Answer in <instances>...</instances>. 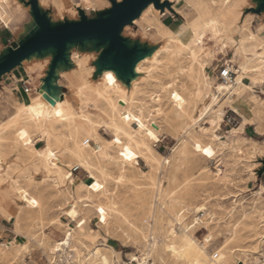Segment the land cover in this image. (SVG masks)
I'll return each mask as SVG.
<instances>
[{
    "label": "rangeland",
    "instance_id": "1",
    "mask_svg": "<svg viewBox=\"0 0 264 264\" xmlns=\"http://www.w3.org/2000/svg\"><path fill=\"white\" fill-rule=\"evenodd\" d=\"M12 1L8 11L14 13L15 23L26 17V12ZM52 1L40 0V6L55 9L56 13L51 17L53 23L76 21L69 12L59 14ZM71 1L68 0L71 5L84 3V0L74 4ZM108 1L87 0L94 8L84 10L88 18L104 15L111 7V1ZM117 1L123 3L125 0ZM167 1L171 8L179 2ZM203 1L211 16L220 14L223 0ZM196 2L190 0L191 4ZM257 3L258 0H250L245 8H237V21L244 22L245 19L244 23L254 34L264 37V12H247L256 9ZM183 10L187 14L191 12L188 7ZM152 13L165 15V10L154 7L147 17H152ZM144 20L140 17L127 25L122 30V37L154 50L161 48L162 43L152 44L143 38ZM182 20L184 18L180 16L177 22ZM212 33L206 34L204 50L197 49L195 60L188 47L170 44L156 61L142 60L144 72L136 73L129 83L116 76L117 84H136L129 89L108 91L110 100L101 93L105 89L102 83L105 73L97 69L95 63L90 65L94 69L88 73L97 87L96 93L89 88L83 89L86 85L82 82L71 84L61 75L59 85L65 84L67 93L58 91L62 97L53 100L49 113V118L54 121H46L43 128L29 124L42 114L43 106L39 101L44 91L57 93L47 80L53 55L37 56L25 66L27 69L36 66L43 71L42 77L28 76L26 79V87L31 88L28 98L21 95L23 90L15 83L16 90L12 91L13 86L6 77L0 81L4 87L0 90V264H80L79 260L83 261L94 246L91 241L118 252L115 264H172L170 239L184 227L217 261L222 258L226 264H264V85L258 81L264 71L254 69L252 72L250 68L258 64L252 61L243 73L240 68L254 57V49L247 46L242 52L238 44H232L224 34ZM235 38L240 39L239 36ZM91 42L99 50H93L90 44L84 49L73 46L70 54L95 51L101 65L112 60L123 75L128 63L149 53L147 49L133 51L129 60L118 50L106 56L110 43L105 38H95ZM0 45L4 48V44L0 42ZM68 58L72 65L70 56ZM192 62L195 65L191 74L187 67ZM226 62L231 63V69L237 74L235 82L240 74H244L249 87L242 96L248 92L252 94L247 101L248 108L241 100L242 96L238 101L234 100L237 86L229 93L214 89L217 84L228 85L218 78V69ZM79 88L81 93H77ZM62 99L66 103L62 104V111H58L57 100ZM28 102H31L33 119L19 112ZM248 113L254 115L252 127L262 135H256L254 131L244 133L245 126L251 123L244 122ZM66 117L67 120L59 121ZM124 118L126 123L121 121ZM117 123L124 124L128 132L132 131V126L145 133L129 148L128 137ZM47 146L59 159L56 161L59 168L55 167L51 173L38 158ZM74 169L77 170L74 172ZM81 178L89 184L79 183ZM153 240L160 243V261L146 256ZM59 243L63 250L52 251ZM104 253L109 260L110 253L106 250ZM95 262L90 259L82 264Z\"/></svg>",
    "mask_w": 264,
    "mask_h": 264
},
{
    "label": "bare ground",
    "instance_id": "2",
    "mask_svg": "<svg viewBox=\"0 0 264 264\" xmlns=\"http://www.w3.org/2000/svg\"><path fill=\"white\" fill-rule=\"evenodd\" d=\"M54 1V5L55 8L57 9L58 13L63 15L65 12H69L71 15V18L73 20H80L81 18V11H84L86 9L89 10H93L94 8H92V4L88 3L87 0H84L83 4H76V5H71L69 4L68 0H53ZM52 1V2H53ZM82 1V0H81ZM97 1V0H96ZM111 1V7L110 9L106 10L107 12H110L113 9V2L112 1H116L117 0H109ZM108 1V2H109ZM162 2V0H160ZM167 0L163 1L166 2ZM250 0H223V8L220 12L219 15L211 16V12L209 10L208 5H206V3L203 0H197L196 3L191 4L190 0H179V2L177 3V5H175L174 7L171 8V4L169 3V1H167L169 3L168 6H166L164 9L165 10V14H176V15H180L184 18V20H182L183 22H178L177 26H168L167 24H165L161 17L165 16V15H155L153 14L152 17L148 18L147 17V13H149L153 8H154V4L153 6L151 4H149L147 6V9L144 12V14L141 17V19L145 18V24L146 27L144 28V33H143V38L145 39L146 37H148L150 40L155 41L157 43H162V47L159 49H153L147 45L142 46L140 43H132L130 40H125V45L127 47V49H132L134 46L139 47L140 49H144L145 47H147L149 53H145V55L139 57V59L137 61L134 62L132 68H131V73L129 74L128 78H124V77H120L117 72L116 69L113 65H111L110 63L106 64L103 68L102 71L104 70V81L103 83V87H105V89H102V92L104 97L107 100H110V92L108 91H113L114 89H129L130 87H133L136 83L132 82L129 85H120L117 84L115 81V77L118 76L122 81H125L126 83H129L131 81V79L133 77H135L136 73H140V72H144V70H142V60H147L148 62H154L156 61L159 57H157L159 54L161 55L162 50H168V47L170 44H176V46H184V47H188L189 48V52H190V56L195 60L196 59V51L197 49L202 50L204 47V38L206 36V34L208 32H214V34H224L227 38H230L232 40V44L237 43L239 46L240 51H245L247 46H250V48H253V54L254 57L250 58L247 60L246 64L241 66V71L243 73H245V71L247 70V65L249 62L252 61H257L258 64L257 66H253L250 68V70L253 72L254 69L261 71H264V37L261 36L262 34H260V36L256 35V33L254 34L247 23L245 22H240L237 21V8H245ZM256 1V0H255ZM11 0H0V21H2L6 26L9 27V25L13 22V18H14V13L12 11H8L9 8V4H10ZM83 2V1H82ZM119 3V2H118ZM220 3V4H221ZM216 5V3H214ZM219 4V5H220ZM258 7L256 9L252 8L250 10H248L247 12H252L254 14L258 13L260 11V14H262V12H264V0H258ZM184 7H188L191 12L190 13H185V11L183 10ZM28 8V7H27ZM156 8V7H155ZM217 8V7H216ZM158 10H162L159 8H156ZM245 10V9H244ZM86 14V12H85ZM18 16V15H17ZM79 16V18H78ZM139 17V18H140ZM137 18V19H139ZM135 19L133 21V23L137 20ZM241 19V18H240ZM242 20V19H241ZM8 21V23H7ZM52 22V20H51ZM67 22H74V21H67ZM247 22V21H246ZM251 22V21H250ZM53 23V22H52ZM56 24V23H53ZM250 24V23H249ZM264 26V25H263ZM126 29V28H124ZM213 34V33H212ZM211 34V35H212ZM215 35V36H216ZM122 36V33H121ZM214 36V37H215ZM235 36H239L240 39L235 38ZM208 37V35H207ZM220 37V36H219ZM149 41V40H148ZM259 42V45H257V43ZM231 43V42H230ZM88 44L91 45V47L93 48V50H99L97 49V46H95L93 43L91 42H85L83 44H77L76 46L74 45V47L79 46L80 48L84 49L85 47L88 46ZM70 45V43L68 44ZM5 46V45H4ZM90 47V46H89ZM172 47V46H170ZM8 47L5 46L4 48L0 45V55L6 54ZM258 49V50H257ZM89 50V49H88ZM154 50V51H153ZM204 50V49H203ZM176 51V50H175ZM169 52V51H168ZM186 52V51H185ZM251 52V51H250ZM41 53H44L43 56L40 55V53H35L33 55H31L30 57H28L26 60L23 61L22 64H24L25 66H27V64L31 63V60L35 59L37 56L43 58L44 55H49L52 54V61L51 64L53 62V58L55 56L56 53V49L54 47H49L44 49ZM152 56L150 57L149 55ZM163 53V52H162ZM166 54V53H164ZM183 54V53H182ZM175 55V54H174ZM70 59L72 60V65H67L66 63L61 62V64L58 66V68L55 71V74L57 75V77H60L61 75H63L64 77H66L67 79L70 80L71 84L75 85L78 84L79 82H82L83 84L86 85V87H84L83 89L89 88L90 90H92L93 92H98L97 87L94 86L92 84L93 80H91L89 77V71L88 70H93L94 67L90 66L92 63H96L99 61V56H97V53L94 52H84L81 54H70ZM166 56V55H165ZM188 56V55H187ZM201 56V55H200ZM98 57V58H97ZM164 57V56H163ZM171 58V57H170ZM98 59V60H97ZM187 59V58H186ZM97 60V61H96ZM169 60V59H168ZM192 60V59H191ZM193 60V61H194ZM96 61V62H95ZM171 61V60H170ZM179 61V60H178ZM185 61V60H184ZM71 62V61H70ZM176 62V61H175ZM211 62V61H210ZM189 63V62H188ZM198 63V62H197ZM35 64V63H34ZM50 64V66H51ZM178 64V63H177ZM171 65V64H170ZM194 65L195 62H192L191 65H188L187 67V71L189 73L192 74L193 70H194ZM252 65V64H251ZM40 66V65H39ZM73 66V68H71ZM167 66V65H166ZM187 66V65H186ZM185 66V67H186ZM250 66V65H249ZM200 67V65H199ZM205 67V66H204ZM97 68V65H96ZM167 68V67H166ZM203 68V67H202ZM27 69V68H26ZM50 69V67H49ZM156 69V68H155ZM164 69V68H163ZM176 69V68H174ZM170 70V69H169ZM249 70V69H248ZM255 70V71H256ZM28 76L30 78L34 77H42L43 75V71L40 70V68L36 67V66H28ZM101 71V72H102ZM149 72V71H148ZM184 72V71H183ZM187 72V73H188ZM262 72V71H261ZM147 73V72H146ZM185 73V72H184ZM241 73V72H240ZM240 74L237 78V82H234L231 85H223V84H217L215 86L214 89L219 90V91H227L228 93L231 92L232 88L237 86V95L236 97H238V99H240V97L242 96V94L248 90V83H246L244 81V74ZM148 74V73H147ZM169 74V73H168ZM264 74V73H262ZM194 75V74H193ZM203 76V75H202ZM109 77H111V81L109 80ZM248 78V77H247ZM44 79V78H43ZM189 79V78H188ZM191 80V79H190ZM206 81V80H205ZM259 83L263 84L264 83V75L258 78ZM193 82V81H192ZM195 83V82H194ZM196 84V83H195ZM194 84V85H195ZM100 86V85H99ZM204 86V85H203ZM107 88V89H106ZM213 88V87H212ZM136 89V88H135ZM184 90V89H183ZM199 90V89H198ZM82 89L79 88L77 93H81ZM91 91V92H92ZM44 96H41V100L39 101V104L42 107L41 111L42 114L39 118H35V120H33L32 123L29 124V126H36L39 128H43L46 124V121H54L51 120L49 118V113L51 112V104H53L52 100L48 99L45 95L49 94V96H52L53 100L56 101V99H60L62 96H60L59 92L57 93L58 95H54L49 93L48 91H44ZM92 92V93H93ZM117 92V91H116ZM25 93L22 94L23 96H25L26 98H28L30 95L29 93L26 95H24ZM131 94V93H130ZM218 96V95H217ZM258 96V95H257ZM45 97V98H43ZM99 97V96H98ZM133 97V96H132ZM216 97V96H215ZM120 98V97H119ZM256 98V97H255ZM117 99V98H116ZM14 100V99H13ZM98 100V99H97ZM105 100V99H104ZM122 100V99H121ZM199 100V99H198ZM249 100V99H248ZM258 100V99H257ZM260 100V98H259ZM216 101V99H215ZM219 101V100H218ZM264 101V100H263ZM108 102V101H107ZM111 102V101H110ZM203 102V101H202ZM58 105V111H62L63 109V105H65L66 101L64 99H62V101H58L57 100ZM104 103V102H103ZM124 103V101H123ZM217 103V101H216ZM215 103V104H216ZM109 104V103H108ZM111 104V103H110ZM184 104V103H183ZM194 105V103H193ZM248 105V104H247ZM257 105V102H256ZM255 105V106H256ZM183 106V105H182ZM188 106V105H187ZM249 106V105H248ZM247 106V108H248ZM105 107V106H104ZM110 107V106H108ZM213 107V106H212ZM211 107V110L213 109ZM114 108V107H113ZM255 108V107H254ZM196 109V107H195ZM261 109V108H260ZM108 110V109H107ZM197 111V110H196ZM195 111V112H196ZM213 111V110H212ZM18 112V111H17ZM19 112L22 116H27L28 119H33L32 118V109H31V102H28V104H26L24 106L23 109H19ZM74 112V111H72ZM113 112V111H112ZM124 112V111H123ZM185 112V111H184ZM194 112V111H192ZM198 112V111H197ZM211 112V111H210ZM262 112V111H261ZM260 112V113H261ZM118 113V112H117ZM186 113V112H185ZM19 114V115H20ZM200 114V113H199ZM207 114V113H206ZM264 114V113H263ZM187 115V114H186ZM202 115V114H201ZM257 115V114H256ZM113 116V115H112ZM212 116V115H211ZM131 117V116H130ZM210 117V116H209ZM213 117V116H212ZM254 117V115H253ZM251 116L250 113H248V117H246L244 119V122H253L254 119ZM114 118V117H113ZM175 118V117H174ZM179 118V117H178ZM182 118V117H180ZM192 118V117H191ZM190 118V119H191ZM69 119V118H68ZM133 119V117H132ZM189 119V117H188ZM204 119V118H203ZM258 119V118H257ZM256 119V120H257ZM23 120V119H22ZM67 120L66 118H62V120L59 121H65ZM120 120V119H119ZM128 120V119H127ZM180 121V119H178ZM185 120V119H184ZM210 120V119H209ZM213 120V119H212ZM215 120V119H214ZM259 120V119H258ZM264 120V119H263ZM21 121V119H20ZM124 123H126V119L124 118L123 120ZM17 122V121H16ZM190 122V121H189ZM260 122V121H259ZM54 123V122H53ZM74 123V122H73ZM171 123V122H170ZM187 123V122H186ZM217 123V122H215ZM262 123V122H261ZM16 126H18V123H15ZM23 124V123H21ZM64 124V123H63ZM172 124V123H171ZM181 124V123H180ZM190 124V123H189ZM214 124V123H213ZM258 124V123H257ZM20 125V124H19ZM65 125V124H64ZM127 125V124H126ZM153 127H155L156 125H154V123H152ZM174 125V124H172ZM218 125V124H217ZM116 126V125H115ZM117 126L120 130H122V132L128 137V143L127 146H129V148H131L134 145V141H137V139H140L142 134L145 132H142L138 129H135L134 127L130 126V128L132 129V131L128 132V130L126 129L124 124H120L117 123ZM185 126V125H184ZM194 126V125H193ZM193 126L190 128L192 130ZM199 126V124H198ZM171 127V125H170ZM180 127V126H179ZM178 127V128H179ZM219 127V126H218ZM258 127V126H257ZM23 128V127H22ZM175 128H177L175 126ZM172 129V128H171ZM189 129V128H188ZM258 129V128H257ZM264 129V128H263ZM1 130V129H0ZM3 130V129H2ZM70 130V129H69ZM179 130V129H178ZM195 130V128H194ZM241 131V130H240ZM174 132V131H173ZM236 132V131H235ZM190 133V132H189ZM193 133V132H192ZM262 133V132H260ZM207 134V133H206ZM183 135V133H182ZM187 135V134H186ZM191 135V134H190ZM212 135V134H211ZM97 136V135H96ZM178 136V135H176ZM195 136V135H194ZM208 136V135H207ZM51 137V136H50ZM197 137V136H195ZM205 137V136H204ZM215 137H218V135H215ZM49 138V136H48ZM97 138V137H96ZM186 138V137H185ZM43 139V138H42ZM183 139V138H182ZM189 139V137H188ZM194 139V138H193ZM205 139V138H204ZM142 140V139H141ZM140 140V141H141ZM187 140V139H186ZM203 140V139H202ZM146 141V140H145ZM182 141V140H181ZM193 141V140H192ZM207 141V140H206ZM219 141V140H218ZM46 142V141H45ZM142 142V141H141ZM188 142V141H186ZM195 143V142H194ZM256 143V142H255ZM32 144V143H31ZM47 144V143H46ZM121 144V143H120ZM143 144V143H142ZM179 144V143H178ZM199 144V143H198ZM84 145V144H83ZM88 144H85V146ZM180 145V144H179ZM29 146V144H28ZM32 146V145H31ZM143 146H145L143 144ZM142 146V147H143ZM15 147V146H13ZM26 147V146H25ZM137 147V146H136ZM182 147V146H181ZM191 147V146H189ZM203 147V145H202ZM98 148V147H97ZM112 148V147H111ZM210 148V147H209ZM20 149V147H19ZM55 149V148H54ZM76 149V148H75ZM78 149V148H77ZM88 149V148H87ZM146 149V148H145ZM182 149V148H181ZM185 149V148H184ZM254 149V148H253ZM74 150V149H73ZM102 150V149H101ZM106 150V149H105ZM144 150V148H143ZM148 150V149H147ZM204 150V149H203ZM252 150V149H251ZM263 150V149H262ZM103 151V150H102ZM173 151H177V150H173ZM181 151V150H180ZM201 151V150H200ZM214 151V150H213ZM257 151V150H256ZM77 152V151H76ZM81 152V151H80ZM78 150V153H80ZM106 152V151H105ZM104 152V153H105ZM179 151H177L176 153H178ZM187 152V151H186ZM202 152V151H201ZM255 152V151H254ZM92 153V152H91ZM95 153V152H94ZM175 153V152H174ZM82 154V153H81ZM90 154V152H89ZM106 154V153H105ZM149 154L151 155V153L149 152ZM250 154V153H249ZM72 155V153H71ZM84 155V154H83ZM87 155V154H86ZM177 155V154H176ZM157 156H159L157 154ZM178 156V155H177ZM212 156V155H211ZM258 156V155H257ZM261 156V155H260ZM37 157V156H36ZM109 157V156H108ZM107 157V158H108ZM182 157V156H181ZM38 158L42 159L46 168H47V172L51 173L55 167L59 168L58 164L56 163L59 162V159L56 155V153H54V151H52L50 149V147L47 146L46 151L43 153H39L38 154ZM89 158V157H88ZM154 158V157H152ZM77 159V158H76ZM95 159V158H94ZM89 160V159H88ZM154 160V159H153ZM163 161V160H162ZM83 162V161H82ZM93 162V161H92ZM155 162V161H154ZM158 162V161H157ZM164 162V161H163ZM169 162V161H168ZM60 164V163H59ZM91 164V163H90ZM113 164V163H112ZM118 164V163H117ZM120 164V163H119ZM80 165V164H79ZM87 165V164H86ZM93 165V164H92ZM158 165V164H157ZM162 165V163H161ZM160 165V166H161ZM156 166V165H155ZM159 166V165H158ZM164 167V165H163ZM166 167V166H165ZM88 168V167H87ZM169 168V167H168ZM89 169V168H88ZM160 169V168H159ZM58 170V169H56ZM162 170V169H161ZM160 170V171H161ZM93 171V170H92ZM222 171V170H221ZM170 173V171H169ZM219 173V172H218ZM65 176V174H63ZM154 175V174H153ZM222 175V174H221ZM63 176V177H64ZM219 176V175H218ZM91 178V177H90ZM94 178V177H93ZM67 179V178H66ZM155 179V178H154ZM65 180V179H64ZM17 182V181H16ZM62 185V184H61ZM17 186V185H16ZM22 190V189H21ZM24 192V191H23ZM183 194V193H182ZM260 194V193H259ZM185 197V196H183ZM187 197V196H186ZM185 197V198H186ZM191 197V196H190ZM29 198V197H28ZM113 202V201H112ZM74 203V202H73ZM112 205V203H111ZM112 209V208H111ZM72 210V208L70 209ZM155 215V214H154ZM177 216V215H176ZM204 216V215H203ZM175 217V216H174ZM171 223V222H169ZM201 224V223H200ZM149 225V224H148ZM178 225V224H177ZM152 226V225H151ZM176 226V225H175ZM185 226V225H184ZM160 227V226H158ZM195 228V226H194ZM153 229V228H151ZM160 229V228H159ZM200 229V228H199ZM158 230V229H157ZM163 230V229H162ZM165 230V229H164ZM194 230V229H193ZM134 231V230H133ZM132 231V232H133ZM154 231V230H153ZM167 231V230H166ZM147 232V231H146ZM144 232V233H146ZM155 232V231H154ZM160 232V231H158ZM148 233V232H147ZM162 233V232H161ZM175 233V232H173ZM155 234V233H154ZM160 234V233H159ZM71 235V234H70ZM84 235V234H83ZM167 235V234H166ZM93 236V235H92ZM163 236V235H162ZM160 237V236H159ZM170 237V236H169ZM90 238V237H89ZM163 238V237H162ZM196 238V237H195ZM192 232L190 233L186 227H184V229H182L181 231H179L178 233L174 234L171 239H170V243L172 245L173 248V253L171 255V259L173 260L171 263L172 264H226L222 261V258L218 259L219 261L211 258L208 254L206 249L202 246V244H199V242H197V240H195ZM83 239V238H82ZM85 239V238H84ZM94 239V238H93ZM165 239V238H164ZM167 239V238H166ZM88 240V239H87ZM91 240V239H90ZM97 240V239H95ZM147 241V240H146ZM98 242V241H97ZM57 243V242H56ZM93 248L88 252L87 255L84 256L83 261L80 259L79 262L80 264L85 263V261H88L90 259H95V264H115L114 263V258L115 256H117L119 253L114 251L113 248L111 247H106V246H102V245H96L94 242H92ZM3 244V243H2ZM152 248L151 250L146 254V256L148 258H152L155 261H160V243L153 240L152 241ZM21 245V244H20ZM28 245V243H27ZM6 247H8L5 244ZM25 246V245H24ZM3 247V246H2ZM19 247V246H18ZM17 247V248H18ZM29 247V245H28ZM4 248V247H3ZM9 248V247H8ZM14 249V248H13ZM24 249V248H23ZM28 249V248H27ZM63 250L61 243L55 245V247H52V251L56 252V250ZM169 248H167L168 250ZM9 250V249H8ZM12 250V249H11ZM106 251H108L111 255V258L108 260L106 257V254L104 253ZM146 250V249H145ZM162 250V249H161ZM25 251V250H24ZM164 251V248H163ZM169 251V250H168ZM1 253V252H0ZM12 253V252H11ZM21 253V251H20ZM164 253H167L164 251ZM209 253V252H208ZM3 254V253H2ZM5 254V253H4ZM19 255V254H18ZM108 255V254H107ZM166 255V254H165ZM168 255V254H167ZM5 256V255H4ZM16 256V255H15ZM214 257V256H213ZM12 258V257H11ZM109 258V257H108ZM215 258V257H214ZM219 258V257H217ZM132 261L134 262L136 260L135 256L132 257ZM163 259V258H162ZM228 259V258H227ZM167 260V258H166ZM170 261V260H169ZM226 261V260H225ZM98 262V263H97ZM161 263V262H160ZM68 264V263H67ZM139 264H147V262H139ZM166 264V263H165ZM169 264V263H168Z\"/></svg>",
    "mask_w": 264,
    "mask_h": 264
},
{
    "label": "water",
    "instance_id": "3",
    "mask_svg": "<svg viewBox=\"0 0 264 264\" xmlns=\"http://www.w3.org/2000/svg\"><path fill=\"white\" fill-rule=\"evenodd\" d=\"M113 2V9L110 12L104 11V15L88 18L85 11H81L80 20L74 22H64L53 24L47 13H44L38 7V0H31V10L35 21L34 28L26 35L24 39L19 42V46L8 47L6 54L0 55V81L3 75L9 73L12 69L22 65L23 61L35 53H41L44 49L54 47L56 49L53 62L48 71V81L51 83L57 93L60 88L55 85L57 75L56 69L61 62L68 63V57L70 50L74 45L83 44L85 42H91L95 38H105L110 43V48L107 51V55L111 53L121 51L123 55L129 60V54L133 51H145L139 47L134 46L132 49H127L125 40L122 36V30L131 24L135 19L139 18L144 9L151 3L154 7L164 10L169 3L162 2L160 0H125L123 3ZM70 43V45H68ZM93 43V42H91ZM148 51V49H147ZM109 59V57H108ZM99 61L96 63L97 69L102 71V68L110 63L116 69L117 74L120 77L128 78L131 73V68L134 64L128 63L126 74L120 72L119 66L111 61H107L103 65ZM130 62V61H129ZM50 93V92H49ZM54 95H58V94ZM48 99H53L49 94L45 95Z\"/></svg>",
    "mask_w": 264,
    "mask_h": 264
},
{
    "label": "crops",
    "instance_id": "4",
    "mask_svg": "<svg viewBox=\"0 0 264 264\" xmlns=\"http://www.w3.org/2000/svg\"><path fill=\"white\" fill-rule=\"evenodd\" d=\"M30 1L31 0H13L12 1V2H14L15 4H17L18 6L21 7L20 10H23L24 12H26V17H22V19L17 20L15 23L13 21L9 25V27L6 26L2 21H0V42L2 44L7 45L8 47H10V46H12V47L16 46L17 47V46H19V42L26 37V35L30 32V30H32L34 28L35 21H34L33 15H32ZM76 1L77 0H72L71 2L74 4ZM178 1L179 0H176V3ZM38 7L44 13H47L50 19H51L52 15L54 13H56L55 9L53 7L44 8V7L40 6V0H38ZM173 16H176V17H173ZM178 19H180L179 15L167 14L166 18L163 19L162 21L164 23H166L167 25H169V26H174L175 27V26L178 25V22H177ZM7 23H8V21H7ZM145 41L151 42L152 44H157L155 41L150 40L148 37L145 38ZM4 77H6L8 79V81H10L9 85L13 86V87H11L12 91L16 90L14 85H13L14 83L17 86L18 89L23 90V88H21L20 85H22L23 82H27L26 79H28V72L26 70L25 65L22 64L20 66L15 67L14 69H12L9 73H6L5 75H3L2 79ZM60 79H61V77H57L56 78L55 85L58 88H60L61 91L67 93V90H68L67 86L65 84L59 85V80ZM263 85H264V83H263ZM0 87H1L0 88L1 91L4 90V87L1 84V82H0ZM17 94H20V93L18 92ZM251 95L252 94L250 92H248V93H246L245 95H243L241 97V100L244 101V104L247 105V101L251 97ZM18 97L20 98L21 95L20 96L18 95ZM234 100L238 101V97L235 96ZM231 111L233 112L232 109L230 110V112ZM252 126H254V125H252V123H249V125L245 126L244 133L246 135L249 134L252 131H254V134H256V135H259V136L262 135L256 130V127H252ZM74 175L76 176V173H74ZM76 178H77V176H76ZM79 180H80L79 183H81V181H83L84 183L89 184L86 179H82L81 178Z\"/></svg>",
    "mask_w": 264,
    "mask_h": 264
},
{
    "label": "built area",
    "instance_id": "5",
    "mask_svg": "<svg viewBox=\"0 0 264 264\" xmlns=\"http://www.w3.org/2000/svg\"><path fill=\"white\" fill-rule=\"evenodd\" d=\"M218 72H219V76L218 78L226 83V84H233L235 82V79H236V72H233V70L231 69V63H224L223 65H221L218 69ZM26 84L27 82H23V85L25 87H23V91L24 93L27 95L29 91H31V88L30 87H26ZM77 169H74V172L76 171ZM202 216V221H203V214H201Z\"/></svg>",
    "mask_w": 264,
    "mask_h": 264
},
{
    "label": "snow or ice",
    "instance_id": "6",
    "mask_svg": "<svg viewBox=\"0 0 264 264\" xmlns=\"http://www.w3.org/2000/svg\"><path fill=\"white\" fill-rule=\"evenodd\" d=\"M109 80L111 81V77H109ZM209 155L211 154V153H208Z\"/></svg>",
    "mask_w": 264,
    "mask_h": 264
}]
</instances>
